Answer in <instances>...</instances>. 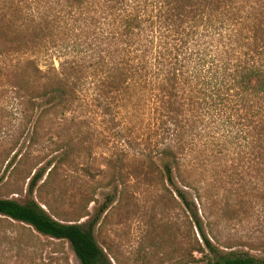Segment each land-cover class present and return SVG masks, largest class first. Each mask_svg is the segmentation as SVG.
<instances>
[{
    "label": "trees",
    "instance_id": "obj_1",
    "mask_svg": "<svg viewBox=\"0 0 264 264\" xmlns=\"http://www.w3.org/2000/svg\"><path fill=\"white\" fill-rule=\"evenodd\" d=\"M53 55L65 61L41 73L36 60ZM1 65L37 74L31 91L21 87L34 110L110 117L119 138L153 130L145 176L163 185V195H204L182 177L183 161L199 151L215 163L231 146L245 167L244 177L236 164L229 178L237 185L247 178L245 195H264V0H5ZM69 162L64 151L52 168L36 171L28 194L54 195L58 167ZM11 185L9 178L2 186ZM0 216L68 243L80 264H110L93 237L96 220H62L32 198L0 199ZM198 264L264 262L233 256Z\"/></svg>",
    "mask_w": 264,
    "mask_h": 264
},
{
    "label": "rangeland",
    "instance_id": "obj_2",
    "mask_svg": "<svg viewBox=\"0 0 264 264\" xmlns=\"http://www.w3.org/2000/svg\"><path fill=\"white\" fill-rule=\"evenodd\" d=\"M64 61L53 55L36 64L44 73ZM36 75L23 66L0 67V199L25 204L32 198L51 205L62 220L86 225L96 220L93 237L110 264H198L233 256L264 262V195H245L247 178L239 185L229 178L236 164L244 177L240 150L231 146L215 163L208 152H193L183 161L181 175L203 187L204 195L187 190L186 195H163V185L145 176L153 130L124 132L119 138L110 117L84 109L34 110L21 87L31 91ZM130 141L134 144L127 148ZM64 151L70 152V162L58 167L54 195L43 190L29 195V178L56 165ZM9 178L12 185L5 189ZM15 190L21 194H11ZM0 264L80 263L68 243L0 216Z\"/></svg>",
    "mask_w": 264,
    "mask_h": 264
}]
</instances>
